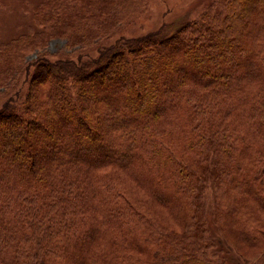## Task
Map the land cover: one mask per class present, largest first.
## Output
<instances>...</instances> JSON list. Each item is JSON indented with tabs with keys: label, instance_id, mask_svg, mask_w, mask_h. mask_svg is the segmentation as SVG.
Returning <instances> with one entry per match:
<instances>
[{
	"label": "trees",
	"instance_id": "obj_1",
	"mask_svg": "<svg viewBox=\"0 0 264 264\" xmlns=\"http://www.w3.org/2000/svg\"><path fill=\"white\" fill-rule=\"evenodd\" d=\"M60 1L0 44V264H225L216 236L253 264L264 254V0H228L223 15L96 55L105 5L65 0L80 11L70 18ZM54 39L70 52L50 58Z\"/></svg>",
	"mask_w": 264,
	"mask_h": 264
},
{
	"label": "rangeland",
	"instance_id": "obj_2",
	"mask_svg": "<svg viewBox=\"0 0 264 264\" xmlns=\"http://www.w3.org/2000/svg\"><path fill=\"white\" fill-rule=\"evenodd\" d=\"M46 0H0V44H7L13 39H16L21 34L27 33L30 29L35 28V18H38L37 9L44 5ZM80 1V0H79ZM93 1V0H91ZM228 0H99L98 6L105 5L104 15L96 18H105L109 22L102 31H94L92 40L88 48H93L90 54L96 55L99 45L113 44L119 38H133L143 36L147 33L162 29L163 32H173L178 27L186 25L195 20H199L205 12L224 14L223 5ZM66 3L67 9L72 12L70 18H75L80 11L74 3L62 0L60 4ZM189 31L187 32V35ZM185 36V33H184ZM183 35L181 36V38ZM102 38V39H101ZM98 44V46H96ZM65 41L54 39L49 42L47 50L50 58L55 59L58 56H65L62 53L70 52L64 50ZM96 46V47H95ZM95 47V48H94ZM149 48L154 51L157 46H146L143 49ZM46 50V51H47ZM168 50V49H167ZM165 50V51H167ZM44 51V52H46ZM35 58V55L33 56ZM32 58V59H33ZM189 68H186V73ZM185 73V74H186ZM75 126L77 120L72 114L69 115ZM86 135V133L84 132ZM90 150L87 149V151ZM211 190L206 193L208 200V224L210 233H220L212 222V199ZM166 216V215H165ZM166 220V218L164 219ZM167 222V221H166ZM170 224V223H168ZM228 226V224H227ZM223 238V237H222ZM216 236V240H220L217 255L225 264H242V259L235 250L224 238ZM238 249L247 257L253 258L257 255L255 249H249L245 244L233 239ZM251 250V251H249ZM253 264H264V254L258 255Z\"/></svg>",
	"mask_w": 264,
	"mask_h": 264
}]
</instances>
